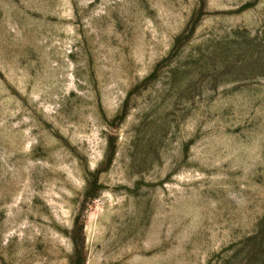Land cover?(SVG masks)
Returning <instances> with one entry per match:
<instances>
[{"label":"rangeland","instance_id":"374dc122","mask_svg":"<svg viewBox=\"0 0 264 264\" xmlns=\"http://www.w3.org/2000/svg\"><path fill=\"white\" fill-rule=\"evenodd\" d=\"M0 264H264V0H0Z\"/></svg>","mask_w":264,"mask_h":264}]
</instances>
